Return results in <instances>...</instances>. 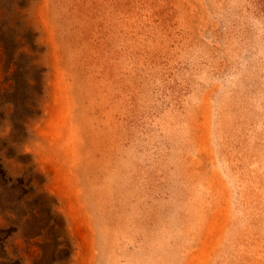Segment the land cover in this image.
Masks as SVG:
<instances>
[{"label":"rangeland","instance_id":"rangeland-1","mask_svg":"<svg viewBox=\"0 0 264 264\" xmlns=\"http://www.w3.org/2000/svg\"><path fill=\"white\" fill-rule=\"evenodd\" d=\"M0 42V82L6 46L42 71L18 149L66 264H264V0H0Z\"/></svg>","mask_w":264,"mask_h":264},{"label":"trees","instance_id":"trees-1","mask_svg":"<svg viewBox=\"0 0 264 264\" xmlns=\"http://www.w3.org/2000/svg\"><path fill=\"white\" fill-rule=\"evenodd\" d=\"M30 33L26 32L25 36L29 38ZM2 55L8 60L4 62L6 74L0 82V107L9 112L6 120L10 130L0 148V220L3 223L0 233L8 239L20 231L26 247L32 240H39L35 244L38 251L34 264H66L71 246L65 223L55 210V201L42 191L43 179L30 163V156L18 149V136H25L28 120L40 114L35 95L41 96L43 91L42 71L32 63L34 60L29 54L22 53L15 59L14 51L6 46ZM22 58L27 59V65L21 63ZM11 164L20 168L14 171ZM29 250L25 254L30 255ZM20 264H27V259H21Z\"/></svg>","mask_w":264,"mask_h":264}]
</instances>
